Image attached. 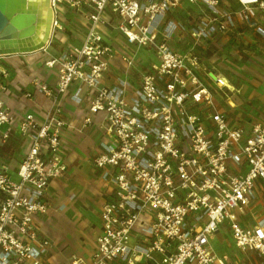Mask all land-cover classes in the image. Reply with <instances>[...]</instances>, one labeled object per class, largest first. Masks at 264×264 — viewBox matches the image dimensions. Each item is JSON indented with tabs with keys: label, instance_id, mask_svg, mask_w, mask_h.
I'll list each match as a JSON object with an SVG mask.
<instances>
[{
	"label": "built area",
	"instance_id": "1",
	"mask_svg": "<svg viewBox=\"0 0 264 264\" xmlns=\"http://www.w3.org/2000/svg\"><path fill=\"white\" fill-rule=\"evenodd\" d=\"M89 2L80 41L44 61L56 67L54 80L33 78L34 93H23L43 95L48 106L21 109L16 121L0 83V144L19 128L14 150L0 155V264H264V123L230 124L212 106L210 84L231 87L196 52L171 44L179 28L171 13L183 3H205L213 15L192 35L208 33L212 20L224 29L220 0ZM140 48L154 59L139 63ZM69 100L82 126L99 134L90 164L108 189L95 248L61 258L35 217L53 207L51 184L68 169ZM225 234L241 255L219 250Z\"/></svg>",
	"mask_w": 264,
	"mask_h": 264
},
{
	"label": "rangeland",
	"instance_id": "2",
	"mask_svg": "<svg viewBox=\"0 0 264 264\" xmlns=\"http://www.w3.org/2000/svg\"><path fill=\"white\" fill-rule=\"evenodd\" d=\"M218 7L226 13L222 18L225 28L219 29L217 20H212L208 33L194 36L192 27L203 17H212L211 9L202 2L197 4L186 3V7H179L176 16L179 21V29L176 32L172 44L179 50H191L200 55L208 70L217 72L226 77L233 85L230 88L221 85V88L210 84L213 105L223 111L227 120L232 125L249 126L253 122L264 123V0L244 3L242 0H220ZM66 20L61 21L54 31L47 49H41L32 53L10 54L0 56V68H7V72H15L14 84H9V76L2 77L0 83L6 87H14V97L7 92V104L23 114L24 109H38V102L49 100L42 96L30 102L21 95L30 91L34 93L35 87L31 83L24 88L22 77L25 73L16 70V66H24L28 61L29 78L36 76L32 71H42V75L48 77L56 67L48 68L45 60L57 55L69 43L80 41V35L86 29L85 16L77 11L70 10L62 15ZM72 28L73 30H70ZM115 34V33H114ZM139 63H145V59H151L149 52L138 50ZM12 63L14 66H12ZM28 70V71H27ZM40 75V76H42ZM27 83V82H26ZM33 98L38 94H32ZM70 104L73 102L69 100ZM210 106V108H212ZM67 112H71L66 105ZM22 109V110H21ZM15 131L19 128L15 124ZM99 134L92 126L82 129L65 127L62 130V140L66 148L65 157L68 162V170L62 178L51 185L56 197L55 206L43 215L36 216L35 222L41 231L53 240L62 256L72 252L78 254L90 253L96 245L95 236L99 226V210L106 198L107 183L102 180L90 164V160L96 152V141ZM18 138V137H15ZM11 140H6V148L2 153H9L12 148ZM257 211H261L258 205ZM228 239H222L219 250L241 255Z\"/></svg>",
	"mask_w": 264,
	"mask_h": 264
},
{
	"label": "water",
	"instance_id": "3",
	"mask_svg": "<svg viewBox=\"0 0 264 264\" xmlns=\"http://www.w3.org/2000/svg\"><path fill=\"white\" fill-rule=\"evenodd\" d=\"M36 1L0 0V55L38 51L50 42L51 0Z\"/></svg>",
	"mask_w": 264,
	"mask_h": 264
},
{
	"label": "crops",
	"instance_id": "4",
	"mask_svg": "<svg viewBox=\"0 0 264 264\" xmlns=\"http://www.w3.org/2000/svg\"><path fill=\"white\" fill-rule=\"evenodd\" d=\"M186 7V3H183L182 4V6L181 7ZM176 11H177V9L173 12V13H171V16L178 22V25H179V21H178V19H177V16H176ZM179 29V28H178ZM175 38H173V40H174ZM172 40V41H173ZM171 44H172V42H171ZM125 45V43H124V41L123 40H119L118 41V47H123ZM173 45V44H172ZM127 47V46H126ZM174 47V46H173ZM133 49L131 46H128L127 47V49ZM142 49H144V48H142ZM177 49V48H176ZM144 51L145 52H149V54L151 55V59H154V54H153V52L152 51H148V50H146V49H144ZM115 59H120V58H115ZM136 59H140V57H139V55H138V52H137V55H136ZM28 61H24V63L23 64H25L24 66L22 65L21 67L20 66H16L15 67V65H13V63H12V66H14L15 68H16V70H19V72L20 71H22L23 73H25L24 74V76H26L27 78H25V77H22V81H23V83L22 84H24V88H26V89H28L26 86V84H29V83H31L32 85H33V83H32V80H33V78H39V79H42V80H48V81H53L54 80V78H53V75L51 74H49V76L48 77H45V75H42V71H40L39 70V72L38 71H32L31 73H34L36 76H34L32 79H28L29 78V75L30 74H28V72H26L25 71V68H28V70H29V64L27 63ZM121 66V63H120V61H115L114 62V64L112 65V68H111V71H110V73H109V75L112 77V75L115 73V72H117L118 70H119V67ZM3 68H5L6 70H7V68L6 67H3ZM27 70V71H28ZM8 73H9V79L10 80H12L11 78H14L15 79V72H9L8 71ZM53 73V72H52ZM217 73V72H216ZM218 74V73H217ZM40 75H42V76H40ZM14 82V80H12V81H10V83L9 84H14L13 83ZM27 82V83H26ZM15 87V86H14ZM14 87H12V86H9V87H7V91L5 92V95H4V93H2L1 95L2 96H4V98L6 99V101L8 100L7 99V97H6V94H7V92H9L10 94H9V96H11V98H13L14 100H15V97H14V95H15V93H14ZM23 96V94L21 95V97ZM43 95H41V94H38V95H36L35 96V99H32V100H35V101H37L36 99H40L41 97H42ZM45 98V97H44ZM46 99V98H45ZM30 102H32V101H30ZM38 104V109H41V107L42 106H48V104L46 105L45 104V102H38L37 103ZM68 105L70 106V110H71V112H67L68 113V115L73 119V122H74V125H75V127H71V128H74V129H82V128H85V127H83L82 126V123H81V121H80V116L79 115H77V111H75L76 110V106L75 105H73V104H70V103H68ZM66 110H67V108H66ZM70 128V127H69ZM15 129V128H14ZM96 132V131H95ZM97 133V132H96ZM17 134H18V132H16L15 130H14V135H13V137L12 138H10V140L12 141L11 142V144H12V148L10 147V145H8V148L10 149V151H12V150H14V146H15V142H16V140H17V138H15V137H17ZM98 139V138H97ZM97 142V141H96ZM6 143V142H5ZM5 143H2V144H0V149H1V151H0V155H2V154H8V153H2V150L4 149V148H6V144ZM95 148H96V145H95ZM63 149H64V153H66V148H65V146H64V144H63ZM96 153V152H95ZM94 153V154H95ZM21 159H22V153H15V154H13V156H12V158H10V161H11V163L14 165V166H16V165H18L19 163H20V161H21ZM66 161H67V158H66ZM67 164H68V162H67ZM68 170V169H67ZM67 172V171H66ZM65 172V173H66ZM60 178H62V177H60ZM60 178H58V179H60ZM58 179H55L53 182H52V184L53 183H55ZM51 184V185H52ZM52 190V189H51ZM53 192V191H52ZM261 193H262V196H263V200H264V190L262 191L261 190ZM53 194H54V192H53ZM55 204H56V197H55V195H54V205H53V207L55 206ZM52 207V208H53ZM51 208V209H52ZM40 215H43V214H39V216ZM38 216V215H37ZM35 219H36V217H35ZM98 230H99V226H98ZM98 230L96 231V234H97V232H98ZM53 241V240H52ZM54 242V241H53ZM55 243V242H54ZM92 252V251H91ZM90 252V253H91ZM72 253H76V252H72ZM71 253V254H72ZM90 253H87V254H84V255H89ZM57 254H58V256L59 257H61V258H63V257H66V256H62L61 254H60V252L58 251V248H57ZM78 254V253H77ZM70 255V254H69ZM69 255H67V256H69ZM83 255V254H82Z\"/></svg>",
	"mask_w": 264,
	"mask_h": 264
},
{
	"label": "flooded vegetation",
	"instance_id": "5",
	"mask_svg": "<svg viewBox=\"0 0 264 264\" xmlns=\"http://www.w3.org/2000/svg\"><path fill=\"white\" fill-rule=\"evenodd\" d=\"M91 6L89 0H58L57 18L59 16L61 21L66 20L62 15L70 10L77 11L83 15ZM60 27L62 28L61 24ZM70 30L73 29L70 28Z\"/></svg>",
	"mask_w": 264,
	"mask_h": 264
},
{
	"label": "bare ground",
	"instance_id": "6",
	"mask_svg": "<svg viewBox=\"0 0 264 264\" xmlns=\"http://www.w3.org/2000/svg\"><path fill=\"white\" fill-rule=\"evenodd\" d=\"M243 1L248 2V1H252V0H243ZM36 3L37 4H40V3L44 4V1L43 0H39V1H36ZM51 6H52L53 10H52V15H51L52 24H51L50 35H52V33H53V25H54V20H55V8L53 6L52 0H51ZM32 52H35V51H31V52H27V53H32ZM25 53H26L25 51H21V53H14V54H25ZM0 56H4V54L1 53ZM219 77L221 79V83L227 85L228 87H233V85L230 83V81L226 77L221 76V75H219Z\"/></svg>",
	"mask_w": 264,
	"mask_h": 264
}]
</instances>
